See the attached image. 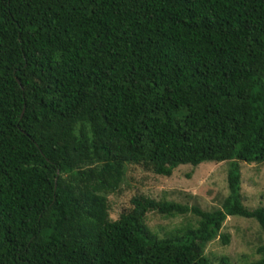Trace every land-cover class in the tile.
I'll return each mask as SVG.
<instances>
[{"label": "trees", "instance_id": "trees-1", "mask_svg": "<svg viewBox=\"0 0 264 264\" xmlns=\"http://www.w3.org/2000/svg\"><path fill=\"white\" fill-rule=\"evenodd\" d=\"M202 163L227 166L211 211L135 193L111 219L128 165ZM263 163L264 0H0V264H211L228 216L264 234Z\"/></svg>", "mask_w": 264, "mask_h": 264}, {"label": "rangeland", "instance_id": "rangeland-1", "mask_svg": "<svg viewBox=\"0 0 264 264\" xmlns=\"http://www.w3.org/2000/svg\"><path fill=\"white\" fill-rule=\"evenodd\" d=\"M202 163L191 167L182 165L170 177H161L137 165H128L124 175V190L109 197L111 219L115 220L126 208L127 202L135 193L154 199H166L187 205L199 206L211 211L219 205L226 194V164ZM243 165L241 191L243 203L248 208L264 206V163ZM241 167V166H240ZM191 214L168 220L161 215L151 214L146 223L150 229L162 232L188 222L195 224ZM172 227V228H173ZM220 234L228 237L223 244L221 236L206 244L204 255L211 264H218L219 258H226L230 264H244L260 258L258 248L264 245V234L253 219L228 216Z\"/></svg>", "mask_w": 264, "mask_h": 264}]
</instances>
